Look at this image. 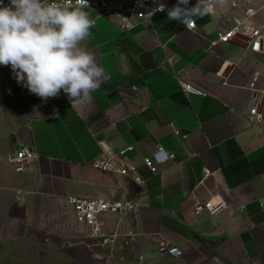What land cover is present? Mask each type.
Returning <instances> with one entry per match:
<instances>
[{
    "label": "crops",
    "instance_id": "crops-1",
    "mask_svg": "<svg viewBox=\"0 0 264 264\" xmlns=\"http://www.w3.org/2000/svg\"><path fill=\"white\" fill-rule=\"evenodd\" d=\"M243 4L216 5L194 29L167 13L122 29L114 15L91 12L84 47L107 79L75 107L62 90L42 100L0 65V130L12 133L13 152H36L25 171L11 165L21 191L68 204L72 197L140 202L134 214L103 219L109 234L132 231L130 243L103 246L86 234L65 246L74 264H264V121L248 116L255 104L264 115V55L250 51L244 34L218 41L233 18L244 19ZM249 7L258 12L247 23L263 24L264 0ZM178 77L206 96L185 94ZM158 145L174 158L151 174L144 158ZM103 152H125L144 184L94 167ZM219 197L227 202L220 214L195 213L198 201ZM161 243L181 255L161 253Z\"/></svg>",
    "mask_w": 264,
    "mask_h": 264
},
{
    "label": "clouds",
    "instance_id": "clouds-1",
    "mask_svg": "<svg viewBox=\"0 0 264 264\" xmlns=\"http://www.w3.org/2000/svg\"><path fill=\"white\" fill-rule=\"evenodd\" d=\"M226 0H177L168 18L193 29L196 20ZM164 5L156 10L163 11ZM89 0L67 3L44 0H0V65L10 66L18 83L46 101L61 90L75 107L91 101L105 82L104 70L84 47L95 20Z\"/></svg>",
    "mask_w": 264,
    "mask_h": 264
},
{
    "label": "built area",
    "instance_id": "built-area-1",
    "mask_svg": "<svg viewBox=\"0 0 264 264\" xmlns=\"http://www.w3.org/2000/svg\"><path fill=\"white\" fill-rule=\"evenodd\" d=\"M9 0H3L7 5ZM45 3L50 0L44 1ZM52 2L67 3L68 0H52ZM92 12L102 15H114L122 29L132 28L135 21L149 20L154 14L167 13L177 3L173 0H89ZM252 0H244L242 13L244 19L233 18L234 26L228 32L219 36V42H228L239 35H246L249 38V49L257 55H264V23L261 25H252L247 23L249 19L257 14V10L249 7ZM164 5L163 11L156 10ZM234 8L240 9L238 3H233ZM195 28V27H194ZM193 28V29H194ZM215 44V43H213ZM172 61V57L169 59ZM261 77V72L256 71L249 83L251 89H255ZM178 85L187 95L206 96L205 92L195 86L194 84L178 77ZM136 88V87H134ZM249 121L251 124H258L264 121V115L255 104L249 110ZM128 150H131L130 148ZM125 152L118 155L103 152L100 159L94 161L92 165L105 172L122 176L131 177L136 183L144 184L145 179L137 172V169L130 165L125 158ZM36 157V152L31 147H20L14 150L12 158L10 159L11 165L15 172L21 173L26 170L27 165ZM174 158L173 153L167 152L161 145L157 146L156 152L153 157H145L144 164L149 169L151 174L157 173V165L162 164ZM209 174V171H206ZM69 203L72 205L75 219L78 224L85 227L87 235L96 240L98 244L106 246L113 245L118 240L123 243H130L135 234L129 231L126 234H119L118 232L107 233L104 228L103 219L110 215H124L134 214L140 208V202L136 198H123L118 200L109 199H87V198H69ZM227 207V202L223 198L213 200L211 198L203 201H198L195 205V213H208L210 216H216L224 211ZM161 253H169L171 255H181L178 248H168L166 243H161L159 247Z\"/></svg>",
    "mask_w": 264,
    "mask_h": 264
},
{
    "label": "rangeland",
    "instance_id": "rangeland-1",
    "mask_svg": "<svg viewBox=\"0 0 264 264\" xmlns=\"http://www.w3.org/2000/svg\"><path fill=\"white\" fill-rule=\"evenodd\" d=\"M11 141L12 133L0 130V264H74L65 246L86 235L85 227L71 204L19 189Z\"/></svg>",
    "mask_w": 264,
    "mask_h": 264
}]
</instances>
